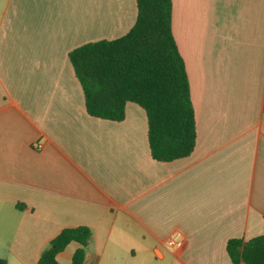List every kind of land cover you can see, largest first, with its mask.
Listing matches in <instances>:
<instances>
[{"label": "crops", "instance_id": "1", "mask_svg": "<svg viewBox=\"0 0 264 264\" xmlns=\"http://www.w3.org/2000/svg\"><path fill=\"white\" fill-rule=\"evenodd\" d=\"M171 5L197 142L160 162L145 110L89 115L70 60L125 35L136 0H0V264H38L81 226L83 264H234L230 240L264 235V0ZM176 232L181 249L167 244Z\"/></svg>", "mask_w": 264, "mask_h": 264}, {"label": "trees", "instance_id": "2", "mask_svg": "<svg viewBox=\"0 0 264 264\" xmlns=\"http://www.w3.org/2000/svg\"><path fill=\"white\" fill-rule=\"evenodd\" d=\"M137 17L122 37L88 43L70 53L89 115L120 122L126 106L143 108L152 157L171 162L190 156L197 123L185 61L171 29V0H136ZM92 232L63 229L43 251L38 264H59L57 256L71 242L80 247L71 264H83ZM234 264H264V235L230 240Z\"/></svg>", "mask_w": 264, "mask_h": 264}, {"label": "built area", "instance_id": "3", "mask_svg": "<svg viewBox=\"0 0 264 264\" xmlns=\"http://www.w3.org/2000/svg\"><path fill=\"white\" fill-rule=\"evenodd\" d=\"M184 237L181 232H176L172 234L168 239H167V244L173 248L176 249H181L183 248L185 241Z\"/></svg>", "mask_w": 264, "mask_h": 264}]
</instances>
